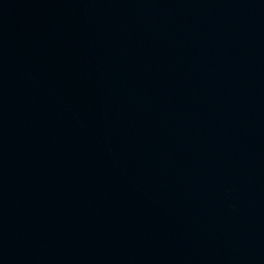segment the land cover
<instances>
[{
    "label": "water",
    "instance_id": "water-1",
    "mask_svg": "<svg viewBox=\"0 0 264 264\" xmlns=\"http://www.w3.org/2000/svg\"><path fill=\"white\" fill-rule=\"evenodd\" d=\"M0 264H264V0H0Z\"/></svg>",
    "mask_w": 264,
    "mask_h": 264
}]
</instances>
